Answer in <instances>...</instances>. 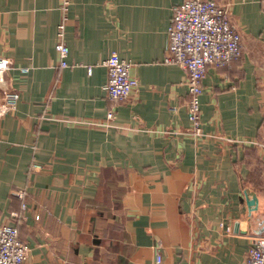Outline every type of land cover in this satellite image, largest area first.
I'll use <instances>...</instances> for the list:
<instances>
[{
	"label": "crops",
	"instance_id": "crops-1",
	"mask_svg": "<svg viewBox=\"0 0 264 264\" xmlns=\"http://www.w3.org/2000/svg\"><path fill=\"white\" fill-rule=\"evenodd\" d=\"M70 1L65 13L61 0H0V55L21 93L12 110L0 87V224L19 223L32 264H157L159 252V264H242L243 185L264 181V0H217L244 50L209 66L200 136L188 74L165 62L185 0ZM113 52L139 81L123 101L105 90Z\"/></svg>",
	"mask_w": 264,
	"mask_h": 264
},
{
	"label": "built area",
	"instance_id": "built-area-1",
	"mask_svg": "<svg viewBox=\"0 0 264 264\" xmlns=\"http://www.w3.org/2000/svg\"><path fill=\"white\" fill-rule=\"evenodd\" d=\"M70 0H61L65 13L70 8ZM66 16V15H65ZM169 46L165 62L180 65L188 74L189 90L188 119L190 129L195 136L203 135L202 95L203 80L210 65L222 66L243 55L242 35L229 20L226 9L217 0H185L174 6V14L168 28ZM56 49L61 56L62 66H68L70 46L66 39V23L63 20L58 26ZM108 69V81L105 90L112 100H126L139 85L132 75V62L113 52L105 61ZM10 58L0 55V87L3 89L5 105L14 110L17 108L21 93L8 84L7 75L12 68ZM30 67H23L24 72ZM111 126L115 119L114 110L107 114ZM43 169L40 163L31 165L32 172ZM26 190H20L23 200ZM22 207L26 208L25 201ZM19 217L18 212H13ZM37 217H39L37 215ZM251 244L245 261L242 264H264V235L250 236ZM31 246L20 237L19 223L0 224V264H32ZM163 260L160 252L156 263Z\"/></svg>",
	"mask_w": 264,
	"mask_h": 264
},
{
	"label": "water",
	"instance_id": "water-1",
	"mask_svg": "<svg viewBox=\"0 0 264 264\" xmlns=\"http://www.w3.org/2000/svg\"><path fill=\"white\" fill-rule=\"evenodd\" d=\"M263 186L255 188L252 184L243 185V193L248 207L249 236L264 235V181Z\"/></svg>",
	"mask_w": 264,
	"mask_h": 264
}]
</instances>
